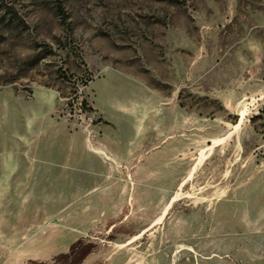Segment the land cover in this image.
<instances>
[{
    "label": "rangeland",
    "instance_id": "obj_1",
    "mask_svg": "<svg viewBox=\"0 0 264 264\" xmlns=\"http://www.w3.org/2000/svg\"><path fill=\"white\" fill-rule=\"evenodd\" d=\"M61 2L65 22L56 0H0V264H264V0ZM148 98L217 120L210 161L161 213L152 184L119 215L65 217Z\"/></svg>",
    "mask_w": 264,
    "mask_h": 264
},
{
    "label": "crops",
    "instance_id": "obj_2",
    "mask_svg": "<svg viewBox=\"0 0 264 264\" xmlns=\"http://www.w3.org/2000/svg\"><path fill=\"white\" fill-rule=\"evenodd\" d=\"M147 101L130 121V132L125 142L105 135L100 146L104 157L98 154L101 153L99 149L94 150L98 152L97 163L88 164V168L95 182L90 187L78 188L71 205L64 206L65 217L80 215L88 219L94 215H119L126 203L132 209L136 207L140 200L139 190H147V186L152 184L161 186L159 191L164 201L158 206L161 213L172 197H168L169 192L176 185L187 184L189 180L185 179L188 174L194 173L202 163L210 161L212 140L219 125L217 120H212V115L186 109L176 98H148ZM103 120L106 123L99 127H113L111 122ZM76 133L68 136L74 139ZM123 166L131 170V187L127 185L121 190L117 170ZM171 170H187V174L176 182ZM14 174H10L6 181L1 179V184H11L9 179L12 180ZM26 176H21L23 179L20 184H31L30 175L26 173ZM76 201L79 203L74 204Z\"/></svg>",
    "mask_w": 264,
    "mask_h": 264
},
{
    "label": "trees",
    "instance_id": "obj_3",
    "mask_svg": "<svg viewBox=\"0 0 264 264\" xmlns=\"http://www.w3.org/2000/svg\"><path fill=\"white\" fill-rule=\"evenodd\" d=\"M57 1V3H56V6H57V10H58V13H59V15H60V17L62 18V20L65 22L66 21V14H65V11H64V9H63V5H62V2H61V0H56ZM80 238L79 239H77L76 241H74L72 244H71V250H73V248L75 247V245L77 244V243H79L80 242ZM86 253H88V252H86ZM86 253L84 254H81V258H83L85 255H86ZM71 255V253L70 254H62V255H60V258H68V256H70ZM81 258H79V260L81 259ZM53 260H56L55 258L53 259ZM78 260V261H79ZM80 262V261H79ZM79 262H77V264H79Z\"/></svg>",
    "mask_w": 264,
    "mask_h": 264
},
{
    "label": "bare ground",
    "instance_id": "obj_4",
    "mask_svg": "<svg viewBox=\"0 0 264 264\" xmlns=\"http://www.w3.org/2000/svg\"><path fill=\"white\" fill-rule=\"evenodd\" d=\"M96 148H99V147H96ZM100 151H101V155L104 157V153H103V149L102 148H99ZM107 158V157H106Z\"/></svg>",
    "mask_w": 264,
    "mask_h": 264
},
{
    "label": "built area",
    "instance_id": "obj_5",
    "mask_svg": "<svg viewBox=\"0 0 264 264\" xmlns=\"http://www.w3.org/2000/svg\"><path fill=\"white\" fill-rule=\"evenodd\" d=\"M86 136L88 139H90V133L89 132L86 134Z\"/></svg>",
    "mask_w": 264,
    "mask_h": 264
}]
</instances>
